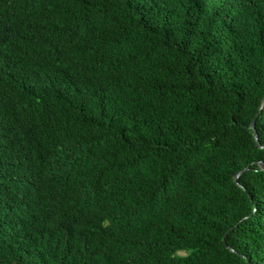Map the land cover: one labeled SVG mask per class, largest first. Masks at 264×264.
I'll return each instance as SVG.
<instances>
[{
    "label": "trees",
    "instance_id": "trees-1",
    "mask_svg": "<svg viewBox=\"0 0 264 264\" xmlns=\"http://www.w3.org/2000/svg\"><path fill=\"white\" fill-rule=\"evenodd\" d=\"M263 98L264 0H0V264H264Z\"/></svg>",
    "mask_w": 264,
    "mask_h": 264
},
{
    "label": "water",
    "instance_id": "water-1",
    "mask_svg": "<svg viewBox=\"0 0 264 264\" xmlns=\"http://www.w3.org/2000/svg\"><path fill=\"white\" fill-rule=\"evenodd\" d=\"M263 105H264V98H263ZM255 121H256V117L252 120V123H251V125H252V129H253V135H254V137H255V140H256V142H257L258 147L263 148L264 145L260 142V140H259V136H258V133H257V131H256V129H255ZM260 165H261V167L264 169V162H263V161L260 162ZM248 169H249V167H244L243 169L239 170V171L235 174V176H234V180H235L236 183L239 184V182H238V178H239V176H240L244 171H246V170H248ZM225 245H226L227 248H229L230 250L234 251V249H233L232 247H230L228 244L225 243Z\"/></svg>",
    "mask_w": 264,
    "mask_h": 264
}]
</instances>
